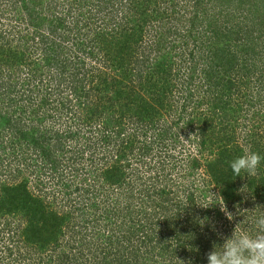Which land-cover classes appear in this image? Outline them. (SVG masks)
<instances>
[{
    "label": "trees",
    "instance_id": "obj_1",
    "mask_svg": "<svg viewBox=\"0 0 264 264\" xmlns=\"http://www.w3.org/2000/svg\"><path fill=\"white\" fill-rule=\"evenodd\" d=\"M8 1L15 7L20 4L28 15L32 34L15 35L18 41L13 37L15 45L6 38L8 36L0 38V93L7 96L5 100L8 102L5 111L0 106V157L7 159V164L0 160V178L4 177V172L9 178L19 176L15 175L19 169H9L14 162L18 167H25L29 175H34L39 168L31 162L39 157L47 162V167H43L40 176L35 177L38 181H35L36 188L40 184L42 188L45 186L40 188L42 193L50 189V193L54 194L60 185L67 190L60 182L68 172L66 168L61 169L64 159L74 165L72 168L76 175L81 171L78 167L81 164L90 167L100 166V162L103 166L114 164L108 166L104 173L108 179L115 181L123 166H127V169L137 164L146 167L147 162L140 155L146 156L159 143L175 139L169 136V126H177L183 134L192 131L201 118L197 115V107L188 104L189 92L180 105L172 99L171 93L178 83L180 88L187 91L198 79L200 86H205L206 93L222 107L231 89L238 88L234 81L236 75L239 79H235L240 84L248 76L246 72L242 73L246 59L241 52L250 50L251 46L240 44L242 35L253 33V29H246L245 23L228 27L229 12L235 8L234 13L237 9L246 15L245 5L252 1L256 13L264 16V0H218L212 7L215 12L211 17L207 14L208 8L201 5L202 0H182L178 3L183 8L172 16L171 24L167 23L165 31L154 24V29L146 33L153 40L146 43L144 34L153 20V12L157 14L159 10L156 8L159 0H153L154 8L150 7L151 0H73L66 9H61L67 19L59 21L36 15L34 9L39 11L41 0ZM122 2L125 3L122 5ZM117 3H120L119 9L115 8ZM174 9L167 6L165 11L173 12ZM115 10L127 13L117 15ZM82 18L85 20L83 24L80 23ZM232 19L237 20L236 17ZM92 20L94 23L90 28L87 25ZM41 28L48 29L49 35L54 37L51 39L48 34L38 32ZM59 29L66 34L57 32ZM58 33L64 38L59 39ZM254 34L256 38L264 35V26L255 27ZM73 35L77 40L68 43V37ZM244 37L242 39L246 42ZM58 39L68 44L64 46L57 42ZM237 39L240 44H234ZM133 57L135 67L131 61ZM171 58L177 61H168ZM93 60L95 63H90ZM258 79L261 82L262 78ZM106 86L111 88L110 95L105 92ZM135 87L136 95L132 91ZM49 93H52V99L48 97ZM236 105V112L239 113L241 105ZM173 106L178 109L180 106V111L174 110ZM245 109L248 110V107ZM221 110L225 115L224 122L220 124L227 128L231 116L229 111ZM131 118L137 125L128 128L126 121ZM32 119L34 121L30 123ZM156 119L165 124L164 127L158 129ZM210 131L215 136L210 144H203L194 135V139H188L189 144L196 143L197 155L185 160L182 166L188 176L200 165V160L205 163L213 157L205 166L209 183L213 188H218L221 198L227 204L233 203L234 208L229 209L230 216L217 214L212 218L206 215L205 218L198 214L196 216L194 210L182 216L180 212L187 209L181 205L163 206L167 218L155 222L167 230L178 231L176 237L184 235L183 239L179 238L178 252L183 260L173 261L174 256H171L173 264H185L183 262L187 261L186 264H208L207 258L213 251V245H222L235 228L239 231L244 227V222L236 220L233 214L237 210L235 202L238 201L240 206L246 197L256 198L259 202L264 199V159L256 176L245 177L246 174L241 173L237 177L229 166L230 161L246 151L264 156V144L256 139L258 134L249 130L253 134L249 139L248 132L245 133L249 148L242 150L234 135H215L216 132ZM129 137H134L137 145H128L127 142H132L128 140ZM63 138H68L70 143H65ZM172 146L175 148V145ZM204 149H209L211 154L206 159H202ZM134 155L135 159L132 157ZM162 160L163 165L172 164V169L175 165L177 167V163L179 165L175 155L169 154V149ZM47 170H52L51 183H44ZM9 178L8 181L0 179V217H17L16 223L9 221L1 229L11 233V227H16V232L11 237L6 233L7 238L4 239L12 264H24L28 258L36 261L35 264H51L54 255V264H82L85 256H73L69 263V256L60 252L57 254L56 246H53L62 231L63 217L58 218L51 207L29 191L28 179L10 184ZM87 191L91 193V190ZM121 196L116 190L114 199L117 200L104 208L110 211L108 215L115 216L118 218L116 221L120 219L121 222L112 227L105 248L101 247L100 239L99 243L93 241L95 249L92 250V246L89 248L92 256L86 257L84 264H159L164 256L159 259L154 251L165 244L163 241L154 244V238L147 233L131 237L136 220L131 216L125 217L129 206H122V202L118 201ZM199 212H202L201 209ZM237 214L239 217L241 213ZM104 216L107 217L106 214ZM146 217L149 219L150 215ZM173 221L172 226L168 225ZM218 222L221 226L215 225ZM121 230L123 234L118 233ZM144 231L140 229V232ZM179 231L181 234H178ZM14 234L20 240L13 238ZM136 240L143 241L137 244ZM125 242L129 244L128 248ZM98 247L99 255L96 254ZM164 248L168 250V247ZM48 249L51 250L48 255L50 259H45L43 256ZM170 252L174 253L172 247Z\"/></svg>",
    "mask_w": 264,
    "mask_h": 264
},
{
    "label": "rangeland",
    "instance_id": "obj_2",
    "mask_svg": "<svg viewBox=\"0 0 264 264\" xmlns=\"http://www.w3.org/2000/svg\"><path fill=\"white\" fill-rule=\"evenodd\" d=\"M72 1L73 0H41L40 8L38 7L39 11H36L35 9L34 11L36 15L42 19L50 18L54 21L67 19L64 16V13L61 12V9H66L67 4H70ZM181 1L182 0L158 1L159 4L156 8L159 10H157V14L156 12H153V20L149 24V28L146 29L144 34L143 39L146 40V43H150V41L153 40L152 37L146 35V33L154 29V24L160 25V28L163 31H165V29L168 27L167 23L171 24L170 19H172V16H174L178 10L183 8L181 7L182 5L178 3ZM217 2L218 0H202L201 5L208 8L207 14L209 17L214 14L215 11L212 10V7L217 4ZM120 3L115 5L116 9H119L118 6ZM124 3L125 2H122V5ZM167 6L174 7V11H168L169 13L166 12L165 9ZM150 7L154 8L153 0H151ZM218 8L221 10L223 9L221 7ZM234 9L235 8L229 12L228 27H232L231 25L237 27L238 25L245 23L247 24V30L253 29V33L251 32V35L244 34L241 36V44L239 39L234 41V44H247L248 46H251L250 50H245L243 48L244 53L241 52V56L246 59V65H244L245 70H242V73L244 74L246 72L248 76L244 77L243 82L240 84L236 80L239 79V76L236 75V79L234 78V81L238 88L231 89V92L228 93L229 98L227 101H225V104H223L222 107L220 104L218 105V101L214 100L206 93L205 86H200V81L198 79L194 80L187 91L180 88L178 83L177 88H175V90L171 93V96H173L172 99L180 105V101L184 99V96L187 95V92H189L188 104L197 107V115L200 116L201 122H199V124L196 123L192 128V131H185L184 134L181 132L180 128H177V126L174 127L173 125L169 126V124H167V126H169L168 132L170 133V138L172 137L175 139H170L168 143L166 142L159 143L158 145L156 144V148L150 149L148 151L149 154L147 153L146 156L140 155V157L144 159L145 162H147L146 167L137 164L134 166V168L132 166V168L127 169V166H123L122 169H120V176L118 178H114L115 181H113L108 179L104 173L105 170L108 169V166L110 167L112 165L111 163L103 166L102 162H100L101 165L95 167L81 164V166H78L81 168V171H78L76 175L75 172L73 173L72 167L74 165H70L69 161L64 159L61 161V169L66 168L69 173L67 172L65 174L66 178L60 180V182H63L62 184L67 187V190H64L65 188L60 185L58 187V192L55 194L50 193V189H48V192L43 190L42 193V189L45 186L42 188V185L40 184L36 188L35 181L36 183H38V181L35 177L37 175L40 176V171L43 170V167H47V162L44 159L42 161V159L39 157H35V159H32L31 162L33 165H37L39 168V172L37 170V173H34V175H29V173L25 171V167L22 165L18 167V165H16L14 162L11 166H9V169L11 168V171L12 169H19L20 171L15 172V175L18 174L19 176L17 178H9V175L5 172L3 173L4 177L1 176L0 179L3 181H8L9 178L10 184L20 183L21 181H24V178L28 179L27 187L29 188V191H32L34 196L39 197L40 200L51 207L54 210L53 212L57 213L58 218L63 217L62 231L60 232L59 237H57L55 245L53 246H56L57 254L60 252L64 256H69H66L69 263L72 260L71 257H80V255H83L85 257L82 260V264H84L86 257L92 256L90 254L89 248L92 246V250L95 249V242H93L94 240L96 243H99L100 239L101 247H106V243L108 242L107 237H109L112 227H116L117 223L121 222L120 219L118 220L119 222L116 221L118 218L116 219L115 216L108 215L110 211L104 209L108 204L112 205L113 202L117 200L114 199V193L116 190H119L122 195L118 200L122 202V206H124V204L129 206L125 217L131 216V218L136 220V225L134 226L135 230L130 233V235H134H131V237H140L147 233V235L149 234L150 237L152 236V238H154V244H156L158 241L160 244L162 241L163 245L165 244V246L162 245L163 248H157L154 251L158 255L159 259L163 256L165 258H163L162 261L160 260L159 264H173V262H171V256H174L173 261L176 259L179 261L183 260V256L178 252L180 251L179 238L183 239L184 235H182L179 231L178 234H181V236L176 237L175 233L178 231L175 232V230H167L155 222L158 219L163 221L166 220V214L162 210L163 206L167 205L169 207V205H181V207L187 209V211L180 212L182 213V216L192 213L193 210L195 211L196 216L197 214L204 217L208 215V218H212L217 214L222 216L231 215V213L228 211L229 209L234 208L233 203H225L219 194L218 188H213V185H210L209 176L205 172L206 163L213 159V157L208 158L211 156L209 149H204L205 153L202 157V159L208 158L207 161L202 163L200 160V165L190 171V177L189 175H186L182 165L185 160L197 155L196 143L189 144L188 139L193 138L194 135L197 139H200L203 144L204 142L206 144H210V142L215 140V136L209 133L211 132L210 130L216 132L215 135H217V133H222L223 136L234 135L238 138L236 143L240 145L242 150L249 148V144L247 142H249V139H251L253 136L249 130H251L254 134L256 132V134L259 135H257L256 139H259L258 141L264 144V35L256 38L254 34L255 27L258 28L260 25L264 26V16L261 17L256 13L252 5V1L245 5V9L247 10H245L246 15L239 13L237 9L234 13ZM248 11H250V14ZM115 13L117 15H121L127 12L115 10ZM217 13L218 11L215 13V18ZM232 17H236L237 20H233ZM27 18L28 15H26V13L21 9L20 4L16 5L15 7L10 4V1L7 2V0H0V38L1 36H8L6 38L10 40V43L15 45L16 42H18L15 35L21 33H28L31 35L32 30H30L31 28ZM87 20L88 19L86 18V21ZM84 22L85 20L82 18L80 23L83 24ZM251 22L253 26H251ZM93 23V20L91 22L89 21L87 26L91 28ZM38 32L49 35L48 29L46 30L45 28H41ZM57 32L62 33V35L66 34V32H63V29H59ZM13 37L16 42L13 40ZM49 37L52 39L54 36L49 35ZM242 37H244L246 42L242 39ZM62 38H64V36L59 34V39ZM68 38V43L77 40L74 35ZM59 39L57 42L63 44L64 46L68 44L67 42ZM1 41L2 40L0 39V42ZM30 43L31 42H29V44ZM73 49H75V47H73ZM94 61L95 60L91 61L90 63L93 64L95 63ZM131 61L135 67V57H133ZM168 61L176 62L177 60L171 58ZM87 62L89 61L87 60ZM67 72H69L68 69ZM257 77L262 78L261 82H259L260 79L257 81ZM123 80L125 81V78ZM128 83L129 81L126 82V84ZM109 88L110 86H106L105 92L107 95H110L111 92V88ZM132 91L135 95L137 94L136 87ZM6 97L4 94L0 93V100L2 101L0 106H2V111H5V109L8 107V102L5 100L7 99ZM48 97L52 99V93H49ZM238 103L241 105L239 113L236 112V104ZM61 106L63 107V105ZM247 107L249 111L245 109ZM174 108V110H179L180 106L179 109L176 107ZM221 109L229 111L230 113L231 121L227 126L228 129L225 128V125L223 126L220 124V122H224L225 115V112ZM133 119L134 118H131V120L126 121V125H129L128 128H131L133 125H137V123L133 122ZM33 121L34 119H32L30 123ZM155 122V126L158 129H161V127H164L165 125H162V122L159 123V120L157 119ZM247 132L249 139L245 136V133ZM129 139H131L132 142H127L128 145H137V143H135L136 140L134 137H129L128 140ZM68 140V138H63L65 143H70ZM159 140L162 139L160 138ZM231 144L233 145V143ZM172 145H175V148ZM168 149L170 155H175L176 162L177 160L179 161V165L177 163V167L175 165L173 169L171 168L172 164L170 166L169 164H161V161H163L162 159L166 156V151ZM132 157L134 158L135 155ZM133 158L132 161L135 163V158ZM1 159L2 163L7 164L5 163L7 160L5 157H0V160ZM148 161L151 163H148ZM60 171L61 170H58L57 172ZM50 172H52V170L46 171L44 183H51ZM87 190H91V193ZM168 200L170 202H168ZM235 204L238 211L236 210V214H233L235 215L236 220L239 219L241 223L244 222L242 225L244 226L242 227V230L251 235H256L258 232L264 231V229H260L256 222V215H258L257 217L264 215V199L259 202V200L256 198L248 199L246 197L243 199L240 206L238 201H236ZM199 209H201L202 212H199ZM173 213H176V211H173ZM237 213H241L239 217ZM104 214H106L107 217H105ZM146 215H150L149 219L146 217ZM170 215H172V212ZM16 219L17 217L11 216L0 217V264H12L11 258L10 260L8 258L9 251L6 248L4 239H6L7 236L11 237V234L14 233V231L16 232V227H11V233L1 229H4V223L9 224V221H11V223H16ZM254 223L255 226H252ZM173 224L174 221L169 222L168 225L172 226ZM215 225L221 226L219 222ZM140 229L146 231L142 233L140 232ZM122 231L123 230L120 232L116 231L114 233H121ZM6 233L9 235L6 236ZM14 237L15 239H19V237L15 236V234L13 235V238ZM21 239L24 243V237ZM142 241L143 240H136V243L140 244ZM125 244L128 248L129 244L127 242H125ZM164 247H168V250H166L167 248ZM171 247L174 250L173 254L170 252ZM13 251L16 253V249ZM50 251L51 250L48 249L43 258L50 259L48 257V255H50ZM112 251L116 254H122V252L117 253L115 250ZM100 253L101 252L98 247L96 254L99 255ZM54 260L55 255L51 264H54ZM187 262L183 263L186 264ZM35 263L36 261H34L32 258H28L24 264Z\"/></svg>",
    "mask_w": 264,
    "mask_h": 264
},
{
    "label": "clouds",
    "instance_id": "obj_3",
    "mask_svg": "<svg viewBox=\"0 0 264 264\" xmlns=\"http://www.w3.org/2000/svg\"><path fill=\"white\" fill-rule=\"evenodd\" d=\"M264 159L258 152L246 151L230 161L229 166L237 177L256 176L261 161ZM260 229H264V215L257 218ZM208 264H264V231L250 235L244 230L234 229L230 238L222 245L214 244L208 255Z\"/></svg>",
    "mask_w": 264,
    "mask_h": 264
}]
</instances>
